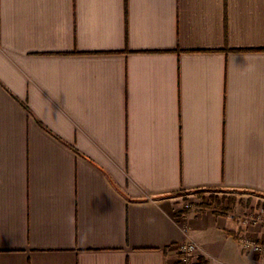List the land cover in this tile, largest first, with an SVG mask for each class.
<instances>
[{
	"label": "crops",
	"instance_id": "obj_1",
	"mask_svg": "<svg viewBox=\"0 0 264 264\" xmlns=\"http://www.w3.org/2000/svg\"><path fill=\"white\" fill-rule=\"evenodd\" d=\"M259 211L264 0H0V264H264Z\"/></svg>",
	"mask_w": 264,
	"mask_h": 264
},
{
	"label": "built area",
	"instance_id": "obj_2",
	"mask_svg": "<svg viewBox=\"0 0 264 264\" xmlns=\"http://www.w3.org/2000/svg\"><path fill=\"white\" fill-rule=\"evenodd\" d=\"M248 220L252 222L260 221L264 223V216L261 214H256L255 216L250 215L249 218L243 220V222L246 223ZM240 242L244 250H250L264 257V241H256L249 236H243ZM196 249L197 245L193 241L180 243L178 245L179 261L182 264H189L191 262V256Z\"/></svg>",
	"mask_w": 264,
	"mask_h": 264
},
{
	"label": "rangeland",
	"instance_id": "obj_3",
	"mask_svg": "<svg viewBox=\"0 0 264 264\" xmlns=\"http://www.w3.org/2000/svg\"><path fill=\"white\" fill-rule=\"evenodd\" d=\"M202 196L200 194H196L194 196L191 197V199L189 200L190 203H188V208H194L195 205L198 204V202L200 203L201 201V198ZM209 197H212V199H217V201H221V202H224V199L227 197L225 194H223L222 192H219V193H209V194H204L203 195V198H209ZM191 205V206H190ZM190 206V207H189ZM251 214V213H250ZM256 214H261L262 216H264V212L262 211H259L257 213H253L251 215L255 216Z\"/></svg>",
	"mask_w": 264,
	"mask_h": 264
},
{
	"label": "trees",
	"instance_id": "obj_4",
	"mask_svg": "<svg viewBox=\"0 0 264 264\" xmlns=\"http://www.w3.org/2000/svg\"><path fill=\"white\" fill-rule=\"evenodd\" d=\"M206 191H211V190H206ZM179 194H186V192H179ZM177 264H182V263L179 261ZM189 264H209V262L204 257H198L196 262H192L191 260Z\"/></svg>",
	"mask_w": 264,
	"mask_h": 264
}]
</instances>
